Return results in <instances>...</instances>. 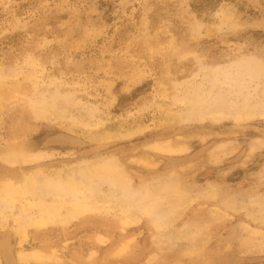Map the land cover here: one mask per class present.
Instances as JSON below:
<instances>
[{"label": "rangeland", "instance_id": "obj_1", "mask_svg": "<svg viewBox=\"0 0 264 264\" xmlns=\"http://www.w3.org/2000/svg\"><path fill=\"white\" fill-rule=\"evenodd\" d=\"M263 78L264 0H0V264H264ZM98 163L135 197L27 226L28 179Z\"/></svg>", "mask_w": 264, "mask_h": 264}, {"label": "bare ground", "instance_id": "obj_2", "mask_svg": "<svg viewBox=\"0 0 264 264\" xmlns=\"http://www.w3.org/2000/svg\"><path fill=\"white\" fill-rule=\"evenodd\" d=\"M249 75H251V74H249ZM249 78H251V76H249ZM244 81H245V79H244ZM248 85H249V83H248ZM239 87H240V89H242L243 87L245 88V85H244L243 81H241L239 83ZM234 88H236V87H234ZM236 89H239V88H236ZM249 90H250V88H249ZM250 93H251V91H250ZM246 95H248V94H246ZM245 104H246V102H245ZM247 105H249V103ZM191 107H189V108H191ZM196 110H198V108L195 109V111ZM199 110H201L202 112H199ZM199 110H198L199 113L197 112L199 115H203V116L205 115V117H207L206 115H210V117L212 116V117L218 118L217 120H220L219 118L227 116V114L229 115L228 117H233L236 121H238V120H249V119H252L254 117V115H255L254 111L251 112V108H249L246 105L242 109L243 112H238V113H231V112L226 113L228 110L226 112H223V111H225L224 109L222 111H218L217 109H214V108H209L208 109V107H206V108L205 107H200ZM204 110L205 111L207 110L208 113H206L207 111L205 112ZM190 112H191V110H190ZM224 113H226V114H224ZM256 114H259L260 117L264 118V110L259 111ZM212 119L213 118H211L210 120H212ZM214 120H216V119H214ZM214 120H212V121H214ZM158 146L159 145L154 146L153 149L154 150L157 149V151L159 150L158 152H162V153H165V152H168V153L171 152L172 154L175 153V152L178 153V149H176V150L174 149L175 151L171 150V148L169 150L168 149L165 150V147L167 148L166 145H165V147H162L163 149L160 147L161 145L159 147ZM10 153H12V152H10ZM20 154H22L21 151H20ZM13 155H14V153H13ZM13 155L11 157L7 156L6 158H4L3 161L6 162L9 165L14 166V165H17V164H25L27 162H32L35 159H37V157H24L22 155L21 156H19V155L18 156H13ZM25 155L27 156V154H25ZM28 155H32V153L28 154ZM102 164L103 165H100V163H98V164H96L94 166H91V167L90 166H88V167H86V166L78 167L77 169L71 170V171H69L67 173L65 172V174H63L61 176V181H57L56 183L50 182V181L40 182V180L38 181V179H36L34 177L28 179V187L32 189V192H36V196L38 194L37 197L39 198V200H41V202H40L39 205L36 204V205H38L37 206L38 207V215L35 216V217H32V218H27L26 219L27 226H28V224H30V225H33V227L34 226H37V227H42L43 226V227H45V225L52 224L53 222H55L54 219H56V216H54V214H52V213L55 211V209L57 208L56 206H58V205L62 206L66 210L68 218H74L76 215H79V214L81 215L83 213L90 212V211L96 212V210H100V209L103 210V208H106V207L109 209L110 201L109 202H105V203H103L105 200L102 203L99 201V198H100L99 197L100 196L99 193H100V189L102 187L100 188L98 183H100V182L102 183L103 181L104 182L108 181V183L111 184L112 188H114V190H116L117 192H119L121 190L119 192L121 194H122V192L125 191V193L127 195H124V197H126L127 199H133L135 197L136 193L134 191H131V189L128 187V184H127L128 181L126 182V180H123L120 177L121 173H117L116 165H113V163L112 164H110V163L109 164L102 163ZM101 191H102V189H101ZM19 193L21 194L20 190L13 188L11 185H7L6 187H4V189L0 190V204L4 205L5 207H8V208L11 207L13 205V203H15L14 201L17 199L18 195H20ZM116 194H118V193H116ZM48 197L52 198V201H51L50 205L47 202H45L46 198H48ZM110 197H112V196H110ZM113 197L114 198L116 197V199L118 200L119 198H121L123 196L122 195L118 196V195L113 194ZM143 198H146V196H144ZM184 200H185V198H182L180 201L183 202ZM122 201L123 202L117 201L114 205L118 209H121L123 212H127L128 213V212H130V210H133V207L136 206V205H133L134 203H136V200H133V202L129 201V204H128V201H124V200H122ZM54 205H55V208H54ZM2 209H3V207H2ZM108 209H106V210H108ZM138 212L139 213H143V214L147 213L146 207L142 208V207L139 206L138 207ZM128 215L129 214L124 215V216L127 217ZM159 217L161 218V216H159ZM159 217H157V219ZM57 218L59 219V217H57ZM126 219H125V221H126ZM128 219H131V218H128ZM128 219H127V221H128ZM161 219H164L163 221H161V224L168 223V219L167 218H161ZM51 221H53V222H51ZM127 221L125 222V224H129V221L128 222ZM130 223H132V222L130 221ZM156 223H155V225H156ZM159 225H158V227L162 228V225H160V226ZM164 225H166V224H164ZM34 255H36V254H34ZM19 256H21V255H18V257ZM23 257L21 256V258H23ZM29 259H31V257H29Z\"/></svg>", "mask_w": 264, "mask_h": 264}]
</instances>
